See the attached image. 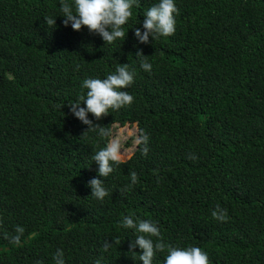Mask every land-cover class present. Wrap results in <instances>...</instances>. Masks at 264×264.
Here are the masks:
<instances>
[{
  "label": "trees",
  "instance_id": "1",
  "mask_svg": "<svg viewBox=\"0 0 264 264\" xmlns=\"http://www.w3.org/2000/svg\"><path fill=\"white\" fill-rule=\"evenodd\" d=\"M158 2L138 0L125 40L108 44L65 26L61 0H0V264H55L58 249L65 264H143L125 216L155 223L173 247H200L210 264H264V0H175V35L139 43L135 28ZM124 63L134 101L88 114L101 136L69 104L86 96L85 79ZM116 123H136L138 143L99 177L92 157ZM92 178L109 192L102 201ZM217 205L227 222L213 218ZM105 240L121 244L104 251Z\"/></svg>",
  "mask_w": 264,
  "mask_h": 264
},
{
  "label": "clouds",
  "instance_id": "2",
  "mask_svg": "<svg viewBox=\"0 0 264 264\" xmlns=\"http://www.w3.org/2000/svg\"><path fill=\"white\" fill-rule=\"evenodd\" d=\"M139 6L138 0H74L70 4L68 0H61V13L64 17L63 24L71 27L75 31H80L82 27H87L90 33L98 34L105 43L111 44L117 40H125L126 33L124 25L132 17L133 6ZM179 13L175 0H159L157 4L151 6L145 13L143 19V32L141 28L136 27L134 35L139 43L148 44L158 37H170L176 32L175 14ZM46 25H56L55 18L45 17ZM151 37V41H150ZM136 56L140 59V67L151 72L152 65L143 54L142 49H138ZM134 71L129 69L127 63L117 67L115 73L109 74L106 78H88L82 82V87L87 89L86 96H81L79 101L71 103L70 111L83 124L88 125L87 130L99 129L101 136L107 135L105 129L98 123L88 118L91 113L96 121L101 120L110 113V109L118 111L123 107L131 106L134 97L123 89H127L134 82ZM85 106H81V105ZM149 137L145 134L141 142L144 147L141 152L147 156ZM93 161L98 164L99 177L106 178L114 171L113 164L125 163L120 155L117 144H107L96 152ZM131 183H138L137 174L130 173ZM91 187V195L97 200H104L109 195L104 187L103 179L92 178L88 182ZM212 216L219 222H227L229 217L226 209H221L219 205L212 212ZM122 226L128 229H134L138 235L129 243L128 252L136 253L135 249L139 246V260L143 264H153V259L157 252H164L167 249V255L164 264H210L208 254L200 247L191 246L187 248L173 247L166 244L158 226L149 220L134 221L131 216H125L122 220ZM17 233L22 234L24 229L17 227ZM155 237V241L153 240ZM20 236L13 237V240L19 242ZM113 244H121L119 240L109 243L103 242L104 251ZM55 264H65L64 253L58 249L54 254ZM134 259V257H133ZM96 264H100L97 260Z\"/></svg>",
  "mask_w": 264,
  "mask_h": 264
},
{
  "label": "rangeland",
  "instance_id": "3",
  "mask_svg": "<svg viewBox=\"0 0 264 264\" xmlns=\"http://www.w3.org/2000/svg\"><path fill=\"white\" fill-rule=\"evenodd\" d=\"M113 143L118 145L122 159H128L133 154L138 143L137 124L119 125V123H116L113 126V134L109 144Z\"/></svg>",
  "mask_w": 264,
  "mask_h": 264
}]
</instances>
